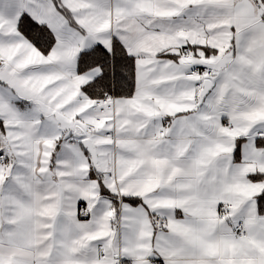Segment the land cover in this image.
I'll return each instance as SVG.
<instances>
[{
    "label": "snow or ice",
    "instance_id": "obj_1",
    "mask_svg": "<svg viewBox=\"0 0 264 264\" xmlns=\"http://www.w3.org/2000/svg\"><path fill=\"white\" fill-rule=\"evenodd\" d=\"M0 264H264V0H0Z\"/></svg>",
    "mask_w": 264,
    "mask_h": 264
}]
</instances>
